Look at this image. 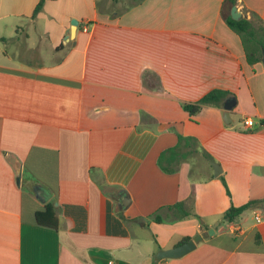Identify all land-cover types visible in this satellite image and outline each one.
<instances>
[{"label": "crops", "instance_id": "0c3cea01", "mask_svg": "<svg viewBox=\"0 0 264 264\" xmlns=\"http://www.w3.org/2000/svg\"><path fill=\"white\" fill-rule=\"evenodd\" d=\"M38 1L0 0V264H153L210 229L159 264H264V211L222 222L264 201V67L225 23L232 6L264 22V0H45L31 18ZM215 89L235 99L229 124L181 109ZM175 133L229 197L200 152L161 170ZM179 202L194 216L166 210ZM45 206L56 230L36 224Z\"/></svg>", "mask_w": 264, "mask_h": 264}, {"label": "trees", "instance_id": "16d2710c", "mask_svg": "<svg viewBox=\"0 0 264 264\" xmlns=\"http://www.w3.org/2000/svg\"><path fill=\"white\" fill-rule=\"evenodd\" d=\"M45 0H39L32 11L31 18H34L38 11L42 8ZM226 25L234 31L241 39L243 50L247 62L250 64L259 63L261 59V52L264 51V22L258 17L251 15L250 18L242 17L237 21L232 20L229 16L225 18ZM227 98H233V95L223 90H211L200 97L195 102L181 103V109L188 114L189 117L197 115L204 107L222 108V103ZM261 126H264V120L259 121ZM177 142L174 147L163 151L157 160V165L162 171L166 173H174L175 166L188 159L191 155L200 152L201 156L208 162H213L212 158L202 149L197 146V141L191 137H184L175 133ZM225 189L226 195L230 194L227 190L225 181L220 175L218 177ZM259 200H250L244 205L234 207L230 205L222 215V222H234L245 212L260 209ZM183 203H175L172 206L166 207V210L172 212L173 216L181 219L188 216H194L192 212L186 211ZM153 220L159 222L158 213L154 215ZM35 221L38 226L56 230L58 228V219L50 206H45L41 211L35 215ZM189 238H184L181 243L186 242ZM160 262L153 263L159 264ZM116 264V263H111Z\"/></svg>", "mask_w": 264, "mask_h": 264}, {"label": "water", "instance_id": "95a60500", "mask_svg": "<svg viewBox=\"0 0 264 264\" xmlns=\"http://www.w3.org/2000/svg\"><path fill=\"white\" fill-rule=\"evenodd\" d=\"M230 18L234 21H237L241 18V13L240 11L237 10L236 6H232L230 9ZM71 28L69 30V37L72 36L75 32V30L78 27V22L75 19H72L70 21ZM260 63L262 67H264V51L261 52V59ZM235 106V99L234 98H227L223 101L222 103V109H223V116H222V121L225 125L230 123L229 119V112L233 109ZM212 170H213V177L216 178L221 175V167L214 162L210 163ZM20 178H21V168L17 167L16 168V177H15V182L16 185L20 184ZM128 202V197L123 196L121 197V204L126 207ZM260 210L264 211V201L260 202ZM213 230H208L207 233L202 234V235H196L192 239L187 240L186 242L181 243L180 245L170 248V249H165V250H159L155 256H154V261L157 263L161 260H171V259H179L183 257L184 255L190 253L193 251L196 247V244L202 241L204 238H206L208 235H212Z\"/></svg>", "mask_w": 264, "mask_h": 264}, {"label": "built area", "instance_id": "2783aa9c", "mask_svg": "<svg viewBox=\"0 0 264 264\" xmlns=\"http://www.w3.org/2000/svg\"><path fill=\"white\" fill-rule=\"evenodd\" d=\"M243 125H244L246 128H250V127L253 125V122H252L251 119H249V120H248V119H245V120L243 121ZM260 211H261V210L257 209V211L255 212L256 214H255V216H254V219H255L256 222H259L260 219H261Z\"/></svg>", "mask_w": 264, "mask_h": 264}, {"label": "rangeland", "instance_id": "374dc122", "mask_svg": "<svg viewBox=\"0 0 264 264\" xmlns=\"http://www.w3.org/2000/svg\"><path fill=\"white\" fill-rule=\"evenodd\" d=\"M190 159H193L194 162H202V161H204L203 157H201V156H199V155H194V156H192ZM210 171H211L212 174H213V170L210 169ZM217 226H218V225H217ZM217 226H216V228H217Z\"/></svg>", "mask_w": 264, "mask_h": 264}]
</instances>
